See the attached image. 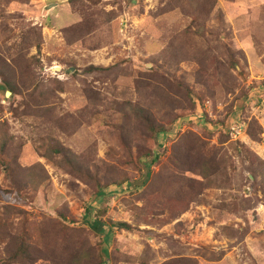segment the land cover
Masks as SVG:
<instances>
[{
  "label": "rangeland",
  "instance_id": "1",
  "mask_svg": "<svg viewBox=\"0 0 264 264\" xmlns=\"http://www.w3.org/2000/svg\"><path fill=\"white\" fill-rule=\"evenodd\" d=\"M57 1L0 0V264H95L109 229L105 264H264V0Z\"/></svg>",
  "mask_w": 264,
  "mask_h": 264
},
{
  "label": "trees",
  "instance_id": "2",
  "mask_svg": "<svg viewBox=\"0 0 264 264\" xmlns=\"http://www.w3.org/2000/svg\"><path fill=\"white\" fill-rule=\"evenodd\" d=\"M34 34H37V33L35 32ZM37 35L39 36V34H37ZM34 46L36 47L37 51H40V45L38 43H36ZM95 70L98 71V70H103V69H100V68H96V69L95 68H89L88 69L89 72H92ZM4 85H5L4 89L6 90V92H9L11 94L9 98H13L15 96L20 95L19 90L15 86H13L12 84L5 83ZM198 106L199 105L196 104L194 107L195 110L191 111L189 114L187 113V116L191 117V116L195 115L197 112V109L200 108V106L199 107ZM202 113H203L204 117L207 116V114L204 111H202ZM181 118L182 117H179L174 123L172 121L166 126H158V127L151 126V128L149 127V130L154 137H158V136H162V135L164 136L166 133L167 134L169 133L171 135L172 131H174L175 124L179 120H181ZM231 122H234V121L232 120ZM231 122H230V124H231ZM230 124L229 125L227 124L225 127H223L224 126L223 125V126L219 127V129L223 130L225 128L224 130H226V129L228 130ZM54 153H56V155L61 156L62 159H65L69 162L71 160V158H68V156L70 155L68 150L54 149ZM156 162H158V158L157 157L152 158V155L150 154V163L149 164L153 166ZM116 184L120 185L122 183H116ZM87 219H88V217H87ZM87 225L89 226V229L95 235H102L105 233V227H106L105 223L102 221H98V219H96V218H94L92 221H90V220L87 221ZM115 226H118L121 228L126 227V225H124V224H117ZM109 232H110V229L108 230L107 234L104 236V238H103L104 240H103L102 244L99 246L98 255H97L98 260L95 264H105L108 260L109 255L107 253L106 244L108 242ZM17 244H18V246L15 249V251L13 253L12 252L10 253V258L12 256L14 261H22L23 263L27 262L28 258L30 259L27 249L26 248L23 249L21 241L19 243L17 242Z\"/></svg>",
  "mask_w": 264,
  "mask_h": 264
},
{
  "label": "built area",
  "instance_id": "3",
  "mask_svg": "<svg viewBox=\"0 0 264 264\" xmlns=\"http://www.w3.org/2000/svg\"><path fill=\"white\" fill-rule=\"evenodd\" d=\"M199 109H201L200 114L196 116L194 115L192 119H188L189 121L186 122V120H179L174 126V131L177 132V131L183 130L182 132H184V130H186L187 127H189V124H188L189 122L191 123L193 119L194 121H196L199 118L204 117L202 111H204L208 116L210 115L208 111L210 109L209 103L204 104L203 107H200ZM228 131H229L230 137L235 141H244V139L247 137L245 136V125L238 121L232 122ZM262 140H263L262 145L264 146V135H262Z\"/></svg>",
  "mask_w": 264,
  "mask_h": 264
},
{
  "label": "crops",
  "instance_id": "4",
  "mask_svg": "<svg viewBox=\"0 0 264 264\" xmlns=\"http://www.w3.org/2000/svg\"><path fill=\"white\" fill-rule=\"evenodd\" d=\"M46 6H47L46 9H51V11L48 13L47 16H53L55 14L58 17V15L61 14V21L63 23L65 22V24L69 23L75 18V16L72 15V12L69 8L68 0H58L54 4H50Z\"/></svg>",
  "mask_w": 264,
  "mask_h": 264
},
{
  "label": "water",
  "instance_id": "5",
  "mask_svg": "<svg viewBox=\"0 0 264 264\" xmlns=\"http://www.w3.org/2000/svg\"><path fill=\"white\" fill-rule=\"evenodd\" d=\"M53 6H54V5H53ZM72 71H73V69H71V72H72ZM10 95H11V94H10L9 92H6V93H5V97H7V98L10 97Z\"/></svg>",
  "mask_w": 264,
  "mask_h": 264
}]
</instances>
